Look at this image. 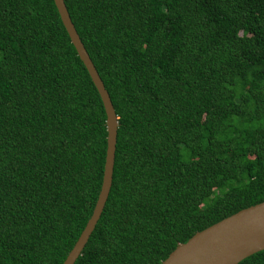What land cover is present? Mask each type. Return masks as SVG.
Listing matches in <instances>:
<instances>
[{
    "label": "trees",
    "instance_id": "16d2710c",
    "mask_svg": "<svg viewBox=\"0 0 264 264\" xmlns=\"http://www.w3.org/2000/svg\"><path fill=\"white\" fill-rule=\"evenodd\" d=\"M63 3L117 122L73 264H160L264 201V0ZM104 121L52 0H0V264L63 262L100 189Z\"/></svg>",
    "mask_w": 264,
    "mask_h": 264
},
{
    "label": "water",
    "instance_id": "95a60500",
    "mask_svg": "<svg viewBox=\"0 0 264 264\" xmlns=\"http://www.w3.org/2000/svg\"><path fill=\"white\" fill-rule=\"evenodd\" d=\"M59 20L76 56L95 88L105 115V156L100 189L91 214L61 264H73L86 244L106 202L112 177L117 122L110 99L98 77L73 25L63 0H52ZM264 250V201L194 233L176 247L160 264H237Z\"/></svg>",
    "mask_w": 264,
    "mask_h": 264
}]
</instances>
